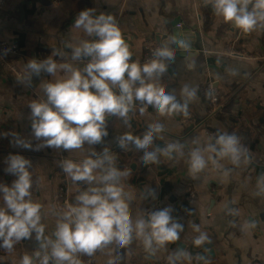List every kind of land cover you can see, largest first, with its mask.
Listing matches in <instances>:
<instances>
[{"label":"crops","instance_id":"obj_1","mask_svg":"<svg viewBox=\"0 0 264 264\" xmlns=\"http://www.w3.org/2000/svg\"><path fill=\"white\" fill-rule=\"evenodd\" d=\"M86 8L116 18L132 53L130 62L141 66L153 61L146 60L147 39H153L161 48H176L173 22L179 20L177 26L183 35L193 34L196 45L205 50L209 68L204 77L211 81L194 88L183 65L174 59H163L166 70L146 78L145 83L163 88L181 105L187 102L186 114L161 115L154 106L134 100L127 117L106 114L108 135L99 144L86 142L82 148L70 151L14 146L11 139L17 134L31 141L33 148L40 143L32 135L28 105L45 98L43 84L69 75L63 65L80 69L86 65V58L72 59V46L96 39L72 27L77 14ZM0 39L14 47L6 58H0V184L10 185L15 179L5 172V159L10 153L29 159L31 199L41 205L40 224L44 225L41 240L32 231L31 238L17 242L13 250L0 248V264H20L25 254L32 257L33 264H42L45 255L49 257L48 264L56 262L51 257L50 241L55 240L56 225L67 210L56 207L57 193L65 187L71 200H75L81 185L99 187V177L104 175L97 169L93 185H80L62 171L61 161L97 159L105 149L113 159L103 168L114 166L129 172L121 178L120 185L133 221L171 207L173 222L180 224L182 231L177 241L162 246L153 238L150 248L145 247L144 236L134 231L133 245L120 248L113 241L91 256L74 253L79 264H264V22L246 33L232 22H225L206 0H8L0 12ZM230 45L246 50L250 57L226 55L224 51ZM49 56L58 66L55 76L46 72L32 74L30 86L18 81L28 74L29 60ZM139 86L137 82L134 87ZM206 87L219 94L215 112L204 94ZM185 88L195 91V97L189 99ZM114 91L119 94L118 86ZM189 115L201 122L190 131V124L184 120ZM154 124H162L163 131L153 133L147 149H138L131 141L125 148L118 146V137L131 134L142 139ZM224 133L235 134L239 140L240 153L235 163L230 156L220 158L205 150ZM168 145L177 146L171 157L158 152V163L145 165V151ZM197 148L207 164L193 173L189 171V161ZM145 231L147 234L149 230ZM202 236L206 239L196 245ZM179 242L185 244V249H179Z\"/></svg>","mask_w":264,"mask_h":264},{"label":"clouds","instance_id":"obj_2","mask_svg":"<svg viewBox=\"0 0 264 264\" xmlns=\"http://www.w3.org/2000/svg\"><path fill=\"white\" fill-rule=\"evenodd\" d=\"M207 2L212 3L215 13L222 16L225 22H232L234 27L246 33L253 31L258 23L264 22V0H206ZM72 27L82 29L89 37H96L72 46L73 60H90L83 69L63 65L69 75L43 84L45 98L33 100L28 105L32 135L40 143L33 148L31 141L17 134L11 139L14 146L24 150L62 148L70 151L82 148L86 142L90 145L99 144L108 135L105 127L106 114L127 117L129 105L134 100L154 106L161 115L187 113V102L181 105L174 96L166 94L163 88L158 89L153 84L145 83L146 78H151L156 73L162 74L166 70L163 59H174V52L167 46L155 50L153 55L158 59L141 66L130 62L132 53L112 14H96L95 9L86 8L77 14ZM173 43L182 50L189 46L179 36L173 39ZM57 67L52 56L40 61L31 59L26 65L28 74L18 81L30 86L32 74L39 76L41 72H46L55 76ZM137 82L140 86L134 87ZM117 86L119 94L114 91ZM184 91L189 99L195 97V91H188L187 88ZM162 131V124L150 125L142 139L131 134L118 137V146L125 148L131 141L136 148L147 149L153 141V133ZM238 145L239 140L235 134L224 133L218 135L215 144L209 145L205 150L220 158L230 156L235 163L240 153ZM176 147L168 145L163 149L145 151L143 161L145 165L158 163V152L171 157ZM112 159L105 149L104 155L97 159L88 157L81 163L70 159L61 161L62 171L73 182L93 185L97 180L94 175L97 169H101L104 175L99 177L101 186H92L81 192L76 197V204L68 206L62 213L56 225L55 240L50 241L51 257L57 264H79L73 258L74 253L91 256L113 241L124 248L131 243L134 231L137 236H144L146 248H150L153 238L161 246L179 239L182 226L173 222L171 207L151 212L147 219L137 218L133 221L128 199L120 185L121 178L129 175V172H122L114 166L102 167L106 162L111 165ZM5 164V172L15 179L10 185L0 184V197L3 200V206H0V248L11 251L17 242L31 238L32 231L36 232V239L41 240L44 225L40 224L41 205L31 199V161L19 153H10ZM206 164L200 149L193 150L189 171L199 172ZM146 229L149 230L147 234ZM205 239L202 236L195 244L200 245ZM48 261L49 257L45 255L42 264H48ZM20 264H33L32 257L23 255Z\"/></svg>","mask_w":264,"mask_h":264},{"label":"built area","instance_id":"obj_3","mask_svg":"<svg viewBox=\"0 0 264 264\" xmlns=\"http://www.w3.org/2000/svg\"><path fill=\"white\" fill-rule=\"evenodd\" d=\"M8 0H0V12L1 10L5 7L6 3ZM161 48L159 45L156 44V42L153 39H147L144 43V49L146 50V60L147 61H152L155 59H158L156 56L153 55L156 49ZM130 49V48H129ZM14 50V47L8 43L5 40L0 39V58L4 59L6 58L12 51ZM173 52L176 51V49L172 50ZM189 52V51H188ZM225 54L228 56H234V57H240V58H249L250 54L246 50H238L234 48L233 46H227L225 49ZM90 60V58H86L85 61L86 63ZM18 72V70H17ZM204 94L207 95L211 101L212 105V110L213 112L216 111V107H218L220 103V98L218 92L211 88V87H206L204 90ZM147 109V106H145V110ZM185 122L190 124V126L197 127L201 124V122L196 121L193 116L189 115L186 117ZM76 163H81V162H76ZM80 185L83 184V182H78ZM88 189L87 186H82L81 185V190L77 193L76 197L83 191H86ZM56 207L60 210H66L68 206H73L76 204V198L75 200H71L69 196V191L65 187H61L59 192L57 193L56 196V201H55ZM89 264H91L89 262Z\"/></svg>","mask_w":264,"mask_h":264},{"label":"water","instance_id":"obj_4","mask_svg":"<svg viewBox=\"0 0 264 264\" xmlns=\"http://www.w3.org/2000/svg\"><path fill=\"white\" fill-rule=\"evenodd\" d=\"M179 24V20H175V22H173L174 27H176L173 28V38L179 36L183 39V37H185L186 42L189 46L187 49L182 50L174 43L176 46V51L174 52V61L176 64L183 65L184 70L190 75L192 79L191 83L195 88L199 83H203V81L207 83L211 81L210 78L204 77L206 71L209 68L207 54L201 46L196 45V41H194L195 36L193 34L190 37H188L187 33L183 35L182 29L177 26ZM188 129L190 131L194 129V127L190 126ZM130 244L133 245V242H131ZM178 244L180 246V250L181 248L185 249V244H182L181 242H179ZM54 264H57V262H55Z\"/></svg>","mask_w":264,"mask_h":264}]
</instances>
